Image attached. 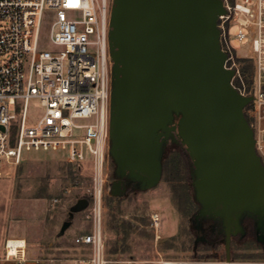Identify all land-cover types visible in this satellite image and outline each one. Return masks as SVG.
I'll return each mask as SVG.
<instances>
[{"label":"water","instance_id":"obj_1","mask_svg":"<svg viewBox=\"0 0 264 264\" xmlns=\"http://www.w3.org/2000/svg\"><path fill=\"white\" fill-rule=\"evenodd\" d=\"M224 13L222 0H115L110 156L124 178L154 186L162 146L176 136L196 174L198 216L222 224L230 260L246 219L255 220L264 246V163L244 112L252 97L240 94L225 67L217 27ZM125 188L119 180L112 192Z\"/></svg>","mask_w":264,"mask_h":264},{"label":"built area","instance_id":"obj_2","mask_svg":"<svg viewBox=\"0 0 264 264\" xmlns=\"http://www.w3.org/2000/svg\"><path fill=\"white\" fill-rule=\"evenodd\" d=\"M217 20L225 67L235 71L233 86L252 97L244 109L255 134V148L264 163V0H222ZM115 0H0V177L26 155L64 152L71 163L92 160L97 175L109 167L111 102L115 62L111 19ZM49 17V20H46ZM49 25L51 48L40 47ZM241 46V52L234 45ZM250 66L246 76L242 72ZM248 84L246 87L245 84ZM38 101L41 116L29 120ZM88 121V122H85ZM94 191L92 229L77 236L82 255L74 264H192L159 251L149 259L121 258L112 251L106 227V192ZM155 243L162 239L158 213L150 215ZM17 242L21 238H14ZM5 258L27 260V243L17 244ZM225 264H232L226 256ZM264 264V263H255Z\"/></svg>","mask_w":264,"mask_h":264},{"label":"rangeland","instance_id":"obj_3","mask_svg":"<svg viewBox=\"0 0 264 264\" xmlns=\"http://www.w3.org/2000/svg\"><path fill=\"white\" fill-rule=\"evenodd\" d=\"M5 26L6 22L0 21V32ZM51 46L46 22L40 47ZM234 48L242 53L241 46ZM3 61L0 57V64ZM41 114L38 101H32L29 120L35 121ZM160 162L159 182L146 186L124 178L112 156L107 173L99 177L92 160L71 163L64 152L26 155L22 164L7 167L0 177V247L6 240L22 238L28 252L41 261L74 262L82 255L74 240L92 229L93 195L102 186L107 197V232L112 251L119 257L149 259L159 251L192 264H225L224 227L212 217L198 216L201 207L194 187L196 174L176 136L164 142ZM119 180H124L126 187L122 196L112 192L113 183ZM83 199L88 204L78 209ZM153 213L162 221V239L157 244L151 228ZM244 226L247 233L231 240L232 264L264 263V246L258 241L255 220L246 219Z\"/></svg>","mask_w":264,"mask_h":264},{"label":"crops","instance_id":"obj_4","mask_svg":"<svg viewBox=\"0 0 264 264\" xmlns=\"http://www.w3.org/2000/svg\"><path fill=\"white\" fill-rule=\"evenodd\" d=\"M4 245L5 244H3V246L0 247V264H18V261L14 258H10V259L5 258ZM25 264H50V263H48L47 261L39 260V258L36 255L32 254L30 251L28 252V247H27V260ZM62 264H74V262L71 261Z\"/></svg>","mask_w":264,"mask_h":264},{"label":"bare ground","instance_id":"obj_5","mask_svg":"<svg viewBox=\"0 0 264 264\" xmlns=\"http://www.w3.org/2000/svg\"><path fill=\"white\" fill-rule=\"evenodd\" d=\"M9 254L14 255L16 253V245L19 243L21 245H24V239H21V241L17 242L16 239H9Z\"/></svg>","mask_w":264,"mask_h":264},{"label":"trees","instance_id":"obj_6","mask_svg":"<svg viewBox=\"0 0 264 264\" xmlns=\"http://www.w3.org/2000/svg\"><path fill=\"white\" fill-rule=\"evenodd\" d=\"M249 71H250V66L249 65H245L243 68H242V72H243V74H247V73H249ZM247 72V73H246ZM246 117H247V119H248V121L250 122V119L248 118V116L246 115ZM189 157V156H188Z\"/></svg>","mask_w":264,"mask_h":264}]
</instances>
